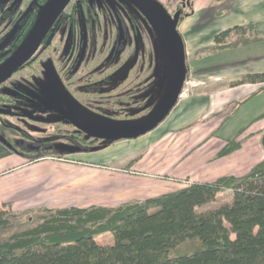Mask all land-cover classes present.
Instances as JSON below:
<instances>
[{
    "label": "trees",
    "instance_id": "trees-1",
    "mask_svg": "<svg viewBox=\"0 0 264 264\" xmlns=\"http://www.w3.org/2000/svg\"><path fill=\"white\" fill-rule=\"evenodd\" d=\"M177 13L176 30L182 17L189 16L191 11L175 10L169 15L174 17ZM261 39L254 24L234 26L215 35L211 50L232 49ZM124 44L119 38L114 52L104 57L99 67L98 72L103 74L99 84L114 79V87L106 88L110 90L100 96L113 91L118 95V87L128 81L130 73L134 79L128 83L129 96L133 95V87H140L145 66V62L138 64L142 58L141 42L135 41L136 59L134 54L128 65L121 60ZM105 70L109 71L104 73ZM73 75L72 71L69 76ZM154 78L152 75L144 86L153 85L150 91H145L151 99L157 92ZM245 82H264V73L244 76L231 85ZM98 89L94 84L82 92L99 96L95 94ZM77 133L84 137L86 150L91 137ZM238 135L239 132L226 140L218 157L240 147ZM262 141L264 145V137ZM4 145L0 140V158L13 153L32 158L29 160L70 154L49 147L48 141L39 144L38 150L34 148L32 155L17 150L15 144ZM96 150L99 149L92 151ZM224 192H230V201L204 209ZM9 206L5 204L0 211V264H264V158L241 176L193 182L178 191L110 207H39L13 211ZM107 232L112 236L111 243L99 244L97 237Z\"/></svg>",
    "mask_w": 264,
    "mask_h": 264
},
{
    "label": "crops",
    "instance_id": "crops-1",
    "mask_svg": "<svg viewBox=\"0 0 264 264\" xmlns=\"http://www.w3.org/2000/svg\"><path fill=\"white\" fill-rule=\"evenodd\" d=\"M157 1L166 10V6H172L173 11L178 8L179 0ZM195 4L177 28L184 50L185 82L187 78L192 79L196 84L194 93L186 99L179 96L166 117L150 131L136 138L114 141L120 145L131 144L121 148L125 150L123 153L114 155L116 170L125 171L120 172L117 183L108 185L105 181H113L114 175H103L102 181L96 184L100 187L87 192V182L97 179L100 177L97 175L106 170L99 168L101 164H91L83 158L74 163L39 161L29 164L26 157L13 153L0 158V211L4 210L5 204L13 211L65 208L74 206L64 204L66 200H72L71 197H90L82 204L72 201L80 207L85 202L112 205L156 197L165 193L167 185L155 180L158 174L152 172L154 169L160 170L159 173H170L167 176L171 179L203 183L226 175L241 176L264 158V101L260 99L264 95V82L231 85L244 76L264 73V52L260 49L264 46V0H196ZM207 10H211L205 21L207 29L202 25L190 30V25L195 22L191 20ZM249 24L256 25V32L262 37L260 41L232 49L211 50L217 33ZM231 50L240 52L241 56L217 66L194 65L195 58L205 53ZM245 50H253L250 52L253 55L244 56ZM189 58L192 62L187 64ZM151 89L152 85H149L148 91ZM257 101L259 108L253 112L255 107L250 104ZM242 108H251L242 114L249 124L232 132L231 121ZM238 132L240 147L218 157L226 140ZM111 146L89 153L102 152ZM107 188L111 190L103 191Z\"/></svg>",
    "mask_w": 264,
    "mask_h": 264
},
{
    "label": "rangeland",
    "instance_id": "rangeland-1",
    "mask_svg": "<svg viewBox=\"0 0 264 264\" xmlns=\"http://www.w3.org/2000/svg\"><path fill=\"white\" fill-rule=\"evenodd\" d=\"M117 1L125 3L124 0H117ZM195 2L196 0H179L178 4L176 5V7L178 6L176 10L181 12L184 10L185 11L189 10L190 12L192 10V7H196ZM103 3H104V7L107 9V11L110 14H108V12L106 11L109 16L108 17L109 25L103 27L105 30L108 29V33H105L104 30L102 29L101 36L105 37V39L103 40L105 47L107 49L108 48L111 49L112 45L114 44V41L116 40V30H117L116 27L114 26V21L112 19L114 17V0H103ZM115 8L117 9L116 13L118 14L119 12L120 17L122 16L123 19H125L127 15H129L135 18L140 25L142 24V22L139 20L140 12L138 11V9H135L132 6L131 7L128 6L126 10L120 7L119 5H115ZM166 8L170 14L174 13V11L172 10V6H166ZM98 12L100 13L99 10ZM143 13L145 14L147 27L144 28V37L142 40L136 34L133 35V29L132 26H130L131 23H129L127 19H125V21L128 26L127 32L129 36L127 35L126 37H124L123 33L119 34V38H125L127 41L125 43L124 49L121 51V55H122L121 60H123V63L127 61V65H128L132 60L133 55L136 53V48L133 45L134 41L136 40L141 42L139 52L142 58L139 60L138 64L142 65V63L145 62L144 70L139 79V82L143 81V83L140 82L139 88L133 87L131 89V93H133L131 97L129 96V91L127 87H128V83L134 79L132 73H130L128 81L123 82L118 87L117 89L119 93L118 95L113 91L111 92V94L104 96H100V95L103 91L110 90L106 88L114 87V79H111L109 83H104V84H99L98 82L99 80H98L97 83L99 84V89L98 92L95 93V94H99V96H97V95H89V94L85 95L83 93H79L80 92L79 90H77L78 93H75L74 89H67L66 87L63 86L61 80H56V76L53 74L51 69L48 70L47 65L43 66V72L40 75L38 69L39 67L32 66L26 68L25 70L22 71V73H20L19 75L13 78L15 79L14 81L18 80V83H31V85L19 86V88L25 94V96L21 98L22 103H20L19 105H16L15 103V105H13L19 107L20 109L19 116L18 117L15 116L17 121L15 120V118H12L11 116H5L6 119L0 120V134L8 137L16 144H19L20 146L22 144V147L27 149L25 152H27L30 155L34 154L31 153L33 151L31 150L32 145L39 147L33 142H40V141H48V144H51L57 150H61L62 147L64 146H71L78 149L77 152L66 154L61 158L52 157V156L41 157L39 159H34V160H29L32 159L29 158L26 160L27 163L30 164L39 161H59V162L62 161V162L74 163L83 158L85 162H90L91 164L99 163L101 164L99 165V168L102 169L105 168L107 170V171L104 170L103 174L97 175L100 176L97 177V179L94 178V180L87 182V187L85 191L88 192L91 191L92 189L95 190L98 189L100 186L96 184L102 181L101 177H103V175L104 176L105 175L108 176L109 174L114 175L113 181L111 180L105 181L108 185L114 186L117 183V181L120 179L121 176L119 175L120 172H125V171L116 170L117 163L114 161V155L117 156L120 153H123L125 150L121 148L126 146L128 143L124 142L125 144L120 145L118 144L119 142H114L115 140H104V139L100 141L92 142L91 141L92 139L88 138L89 140H87L88 142L85 145L87 148L86 150H84L85 143L82 141L84 137L76 132V130H78L77 128H73L72 126L64 123L63 120H65L64 116L66 114L71 113L87 129H90L91 131L94 132L111 133V132H117L124 129H128L134 126L135 124L146 118L149 115V113L153 110V108L157 105L158 100L151 99L149 96L145 95L146 93L145 91H148L149 85L147 86V88H144V86L147 85L148 79L152 77L153 75L152 71L154 66V68H156L155 69L156 74H154L155 85L159 84L161 94L163 91H165L166 80L168 75L167 74L168 69H166V66L168 65L167 63L169 58L168 54H170L171 49H170L169 41L166 35L164 34L163 30L161 29L158 21L149 13L147 12H143ZM209 14H211V10H207L206 13L204 14H197V16L191 20L195 22H193L190 25L191 26L190 30L194 31L197 27H202V25H205L204 29L206 30L208 27V23H205V21L209 18ZM101 17L102 15H99V18ZM130 22L132 21L130 20ZM102 24L104 23L103 20L101 19V25ZM60 31L54 34L52 38H50L49 40L50 42L48 41L46 46L47 47L50 46V48L51 46H53L55 49L61 50L60 55L62 56L63 48H65L66 41L63 43V39H61ZM119 31L121 32L120 28ZM203 39L206 40L207 37L204 36ZM51 41L53 42L52 45H51ZM260 49L261 51L264 52V46ZM50 50L48 51L49 53L51 52ZM250 52H253V50H245V52H243V55L244 56L253 55V53ZM104 55L105 53L99 54L97 60L94 61L91 64V66L98 64L99 61L104 58ZM47 56L48 53H44V55H42L41 57L42 61L45 60ZM240 56H241L240 52L236 50H231L226 52H214V53L210 51L209 53H205L201 56L196 57L194 65L208 64L211 66H217L223 62H230L236 60ZM191 62L192 60L189 58L187 60V64ZM147 69H149L150 71ZM108 71L109 70L107 71L105 70L104 73H107ZM31 75L34 76L32 77V80H30ZM101 75H99V77L96 76L93 79L95 80L98 78L100 79ZM162 76H164L163 78L165 79V84L163 83L164 79L162 78ZM72 80L74 81L73 84L78 86L85 84L84 82L85 80H83V77L82 78L80 77L79 73L74 75ZM133 82L135 84L137 83V81H133ZM194 85L196 84L192 81L191 78L186 79L184 88L182 89V94H181L182 98L186 99L193 95L194 93L193 89L196 87ZM137 90H142V91L139 93ZM260 99L264 101V95ZM258 102L259 101L252 102L250 104L252 108L255 107V110H253V112L258 110L259 108L257 106ZM248 110L250 111L251 108H244L243 110L238 112V114H236V117L231 121L232 132L238 131L241 128H243V124L247 122L246 121L247 119H245V117L242 114L243 111L247 112ZM246 114L248 115V113ZM4 124L7 126H12V130L10 131L4 130L3 128ZM247 124L249 123H246V125ZM115 143L117 146H114ZM108 145H113V146L102 152L98 151V152L89 153L93 149L100 150L101 148L103 149ZM118 145H120V147H118ZM128 145L130 147L131 144ZM262 146L264 148L263 144ZM135 170L143 171L140 169H135ZM152 172L158 174L157 175L158 178H155V180H158L160 182L162 181V183L164 182V184L167 185L166 186L167 190H165V193L178 191L193 183L186 180L181 181V178L171 179L170 176H167L170 173L168 172L159 173L161 171L158 169H154L152 170ZM134 173H136V175L138 176L141 174L144 175V177H147L146 174L143 173H139V172H134ZM163 174L165 175L162 176ZM104 190L110 191L111 189L107 188V189H103V191ZM62 198L66 199V197H62ZM71 198L72 200H66L64 204L70 205L72 203L75 207H80L75 205V203L82 204V201L84 200L86 201L90 197H71ZM92 198H97V197H92ZM138 200H144V199H138ZM230 200H231L230 192H224L223 194H220L216 198V201L214 203L208 204L204 209L216 208L218 204ZM72 201L75 203H73ZM91 205L94 204H91L90 202H85L83 207H88ZM115 205L117 204L100 205V206L110 207ZM33 209H37V208H33ZM50 209H56V208H50ZM111 240H112V236L108 232L97 237V242L99 244L111 243Z\"/></svg>",
    "mask_w": 264,
    "mask_h": 264
},
{
    "label": "flooded vegetation",
    "instance_id": "flooded-vegetation-1",
    "mask_svg": "<svg viewBox=\"0 0 264 264\" xmlns=\"http://www.w3.org/2000/svg\"><path fill=\"white\" fill-rule=\"evenodd\" d=\"M124 1L125 3L114 0V17L112 18L111 16V18L113 19L114 26L117 29L116 40L114 41L111 49H107L103 43L105 37L101 36V34L102 29L105 33H108V29L105 30L103 27L109 25L108 14L110 13L104 7L103 0H70L52 25L50 31L42 40L41 45L33 56L16 71H14L7 81L0 84V120L6 119L5 116H11L16 120L15 116H19V107L13 106L15 103L16 105L22 103L21 98L25 96L19 86H29L31 83H18V80L14 81L15 79L13 78L22 73V71L28 67L38 66L40 75L43 72V66L47 65L48 70L51 69L56 78L58 77L56 80H61L64 87L67 89H74L75 93H78L77 90L80 91L79 93H83L81 91L88 86L93 85L94 87V84L99 86L97 81L99 80L98 82H100L101 78L96 80L93 78L101 75L98 71L100 70L99 67L104 58L96 65L91 66V64L97 60L99 54L105 53L104 57H106L108 54L111 55L114 52V46L120 33H123L124 37L127 35L129 36L127 32L128 26L125 19L131 23L130 26H132L133 35L136 34L141 40L144 37V28L147 27L145 14L143 13L145 11L138 8L129 0ZM46 2L47 0H0V68L14 56L23 44ZM115 5H119L126 10L128 6L138 9L140 12L139 20L142 22L141 25L143 26H141L132 16L127 15L125 19H123L122 16L120 17V13H116L117 9L115 8ZM99 15H102V17L99 18ZM101 19L104 23L102 25ZM129 19L132 22H130ZM119 28L121 32L119 31ZM59 31L61 32V39H63V43L66 41L62 56L60 55L61 50H57L53 46H51L52 49L50 46H46L50 38H52V36ZM120 39H123L125 43L127 42L125 38ZM3 44L5 45L3 46ZM52 44L53 42L51 41V45ZM133 45H135V41ZM49 50L51 51V54L48 52ZM44 53H48V56L42 61L41 57ZM72 71L74 72V75L79 73L80 77H83V80H85V84L79 86L73 84L74 81L72 78L74 75L71 77L69 76ZM30 77V80H32V77L34 76L31 75ZM83 94L86 95V93ZM3 128L7 131L12 130V126H7L5 124L3 125ZM76 132L80 131L76 130ZM0 140L3 145L5 144L8 146L9 144L11 146L12 144H15L16 149H23L24 151L27 150L22 147V144L20 146L1 134ZM43 142L45 141L33 143L39 145ZM49 147L53 148L54 146L49 145ZM34 148L38 150V147L32 145L31 149L33 150Z\"/></svg>",
    "mask_w": 264,
    "mask_h": 264
},
{
    "label": "water",
    "instance_id": "water-1",
    "mask_svg": "<svg viewBox=\"0 0 264 264\" xmlns=\"http://www.w3.org/2000/svg\"><path fill=\"white\" fill-rule=\"evenodd\" d=\"M69 1L70 0H47L45 6L41 9L35 24L26 36L23 44L20 46L14 56L3 67L0 68V84H3L5 81H7L14 71H16L33 56V54L41 45L42 40L50 31L52 25L57 20ZM129 1L133 2V4L138 8L143 9L145 12L153 16L158 21L161 29L169 41L171 52L168 54L169 62L167 61L168 65L166 66V69H168L166 88L161 94L160 86L157 83V92L154 96V99L158 100L157 105L146 118L134 126L121 131L111 133L94 132L84 127L73 114L70 113L64 116V121L70 123L72 126L77 128L78 131L83 132L86 134V136L91 138L116 141L120 139H132L145 134L157 126L166 117V115L176 103L184 86L186 75L184 50L180 35L175 28V25L179 19L178 13L175 14L174 17H171L165 8L156 0ZM4 45L5 44H3V46ZM137 51L138 50L136 47L135 59ZM155 69L156 68H153V75L156 74ZM163 77L164 76H162V78ZM163 83L165 84V79L163 80ZM61 150L67 151L68 153L78 151L77 148L71 146H64Z\"/></svg>",
    "mask_w": 264,
    "mask_h": 264
},
{
    "label": "built area",
    "instance_id": "built-area-1",
    "mask_svg": "<svg viewBox=\"0 0 264 264\" xmlns=\"http://www.w3.org/2000/svg\"><path fill=\"white\" fill-rule=\"evenodd\" d=\"M185 84V83H184ZM183 89V88H182ZM181 94H182V91H181ZM181 94H180V96H181Z\"/></svg>",
    "mask_w": 264,
    "mask_h": 264
}]
</instances>
